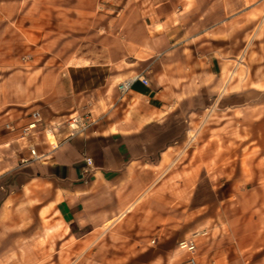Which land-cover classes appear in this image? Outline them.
Returning a JSON list of instances; mask_svg holds the SVG:
<instances>
[{"label":"crops","instance_id":"1","mask_svg":"<svg viewBox=\"0 0 264 264\" xmlns=\"http://www.w3.org/2000/svg\"><path fill=\"white\" fill-rule=\"evenodd\" d=\"M257 1L111 0L117 15H106L104 26L94 27L83 45L89 50L81 45L59 54L58 64L43 67L34 108L46 119L91 112L94 122L67 138L63 128L57 148L41 143L38 152L45 155L26 163L22 160L31 155L18 145L19 131L0 136V264L44 259L51 240L94 244L95 236L119 224L148 189L174 188L173 177L162 182L163 174L228 172L240 175L234 181L240 189L243 157L256 180L264 174V121H236L241 110L236 100L224 101L233 112L230 121H217L216 132L198 135L196 146L188 144L187 134L203 122L196 117L211 98L224 93L236 99L242 91L233 75L244 48L252 62L264 57V6ZM86 68L90 74L83 77ZM138 73L149 84L136 81L122 95L120 81ZM29 122L28 115L11 121ZM183 157L188 160L178 170ZM132 221L141 218L123 219L120 227Z\"/></svg>","mask_w":264,"mask_h":264},{"label":"rangeland","instance_id":"2","mask_svg":"<svg viewBox=\"0 0 264 264\" xmlns=\"http://www.w3.org/2000/svg\"><path fill=\"white\" fill-rule=\"evenodd\" d=\"M79 1L0 0V136L8 133L7 123L15 121V115L22 118L28 115L30 119L32 111L38 110L34 107L40 102L43 67L58 64L59 54L87 45V37L95 32L94 27L104 26L106 15H117L110 7L111 0H82L83 7ZM257 4L264 6V0H258ZM84 9L90 11L84 12ZM88 48L83 46L84 50ZM247 50L248 46L233 75L241 81L242 91L236 99L224 93L210 99L209 105L200 111L201 116L196 117L203 122L187 131L189 145L196 146V138L203 132H216L217 121H230L233 112L224 107L227 100H236L241 108L236 121H264V83L256 86L253 82L264 78L250 77L253 73L264 75V57L252 62ZM51 57L55 59L49 63ZM89 74L86 68L81 76ZM12 84L17 88L13 89ZM26 98L37 100L25 106L16 104ZM10 109H14L13 113L8 114ZM66 118L44 117L47 122ZM39 140L40 144L50 146L44 134L39 135ZM187 160L178 158L177 169ZM248 160L243 157L240 189L234 183L240 175L228 172L163 174L162 182L173 177L174 188L160 191L153 186L148 189L140 203L126 212L119 226L109 225L101 230L94 244L78 242L74 245L66 243L65 238L51 240L48 256L42 259L39 255L32 264H144L157 259L163 264H188L189 253L182 250L179 243L186 239L183 237L186 232L204 229L208 234L199 238L197 264L263 262L264 174L259 173L256 180L250 166L244 163ZM193 162L196 163V158ZM133 215L139 216L141 222L132 221L129 227H120L123 219ZM22 257L18 256L19 262Z\"/></svg>","mask_w":264,"mask_h":264},{"label":"built area","instance_id":"3","mask_svg":"<svg viewBox=\"0 0 264 264\" xmlns=\"http://www.w3.org/2000/svg\"><path fill=\"white\" fill-rule=\"evenodd\" d=\"M136 81H141L143 84L148 85V79L143 76L142 73L136 74L134 77L126 79L118 84L119 91L122 95L127 93ZM91 112L74 113L63 121H45L39 110H34L30 116V122L26 125L17 126L14 123H8L7 128L9 131H19V141L22 142L26 148L30 151V159H23L22 162L26 163L29 160H40L45 153L38 152V146L40 145L39 135L44 134L48 144L52 149H55L59 145L57 138L58 133L66 128L68 133L67 137H71L77 133L85 131L92 123ZM54 138V141L51 140ZM88 166H91L93 159L91 157L86 158ZM208 234L206 229L202 231H195L191 237L180 241L179 247L189 253L187 263L197 264L198 262V241L201 236Z\"/></svg>","mask_w":264,"mask_h":264},{"label":"bare ground","instance_id":"4","mask_svg":"<svg viewBox=\"0 0 264 264\" xmlns=\"http://www.w3.org/2000/svg\"><path fill=\"white\" fill-rule=\"evenodd\" d=\"M53 141H54V138H53Z\"/></svg>","mask_w":264,"mask_h":264}]
</instances>
